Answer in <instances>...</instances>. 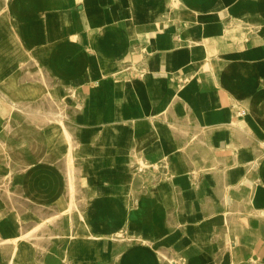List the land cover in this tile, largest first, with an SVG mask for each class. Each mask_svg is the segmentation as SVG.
<instances>
[{
    "label": "crops",
    "instance_id": "obj_1",
    "mask_svg": "<svg viewBox=\"0 0 264 264\" xmlns=\"http://www.w3.org/2000/svg\"><path fill=\"white\" fill-rule=\"evenodd\" d=\"M77 263L264 264V0H0V264Z\"/></svg>",
    "mask_w": 264,
    "mask_h": 264
},
{
    "label": "bare ground",
    "instance_id": "obj_2",
    "mask_svg": "<svg viewBox=\"0 0 264 264\" xmlns=\"http://www.w3.org/2000/svg\"><path fill=\"white\" fill-rule=\"evenodd\" d=\"M249 170H250V169H249ZM70 204H71V203H70ZM66 213H67V214L70 213V207H69V210H68ZM66 213H64V214H66ZM73 215H74V214H73ZM76 216H77V215H76ZM76 216H75V217H76ZM72 220H73V219H72ZM78 223H79V222H78ZM78 223H77V224H78ZM80 223H81V222H80ZM73 226H74V225H73ZM76 226H77V225H76ZM51 227H52V226H51ZM74 227H75V226H74ZM40 229H41V228H40ZM78 229H79V228H78ZM83 229H84V228H83ZM83 229H82V230H83ZM41 231H42V230H41ZM75 233H76V231H75ZM89 234H90V233H89ZM40 235H41V234H40ZM48 235H49V234H48ZM66 235H67V234H66ZM51 236H53V235H51ZM67 236H68V235H67ZM78 236H79V235H78ZM80 236H81V235H80ZM70 237H71V236H70ZM88 238H89V237H88ZM42 242H43V241H42ZM42 254H43V253H42ZM26 261H27V260H26ZM77 264H78V263H77Z\"/></svg>",
    "mask_w": 264,
    "mask_h": 264
}]
</instances>
